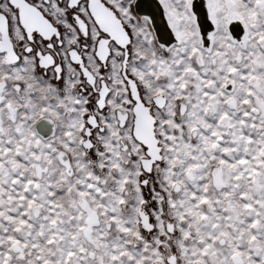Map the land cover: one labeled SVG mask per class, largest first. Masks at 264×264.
Segmentation results:
<instances>
[{
  "label": "snow or ice",
  "instance_id": "snow-or-ice-1",
  "mask_svg": "<svg viewBox=\"0 0 264 264\" xmlns=\"http://www.w3.org/2000/svg\"><path fill=\"white\" fill-rule=\"evenodd\" d=\"M0 264H264V0H0Z\"/></svg>",
  "mask_w": 264,
  "mask_h": 264
}]
</instances>
